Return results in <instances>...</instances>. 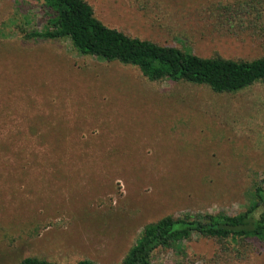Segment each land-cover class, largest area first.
<instances>
[{
  "label": "rangeland",
  "instance_id": "obj_1",
  "mask_svg": "<svg viewBox=\"0 0 264 264\" xmlns=\"http://www.w3.org/2000/svg\"><path fill=\"white\" fill-rule=\"evenodd\" d=\"M85 1L130 36L206 57L264 54V35L211 12L241 0ZM256 7L264 24V0ZM42 14L40 1L0 0V264L26 255L120 264L148 222L233 214L254 200L253 186L264 187V84L216 93L149 81L66 38H24L21 31L41 28ZM215 245L194 235L156 249L151 264H214ZM250 246L218 264H264V243Z\"/></svg>",
  "mask_w": 264,
  "mask_h": 264
},
{
  "label": "trees",
  "instance_id": "obj_2",
  "mask_svg": "<svg viewBox=\"0 0 264 264\" xmlns=\"http://www.w3.org/2000/svg\"><path fill=\"white\" fill-rule=\"evenodd\" d=\"M40 1L43 24L40 29L21 31L24 38H66L79 53L106 62L116 61L135 66L149 81L168 79L207 86L216 93L238 91L254 83L264 84V54L252 59L227 58L219 54L200 56L188 49L160 44L151 39L130 36L116 27L103 23L91 4L85 0ZM259 0L217 3L211 12L226 24L235 23L238 30L264 35V24L256 4ZM249 12L246 22L243 16ZM264 181V178H263ZM254 200L243 210L227 214L180 213L165 214L144 224L126 250L120 264H151L153 252L174 248L192 236L215 242L214 264L223 257L235 262L245 257L253 240L264 243V187L253 186ZM232 243V246L228 244ZM179 252L182 254V250ZM13 264H55L44 258L26 255ZM66 264H100L81 258ZM171 264H192L185 257Z\"/></svg>",
  "mask_w": 264,
  "mask_h": 264
}]
</instances>
